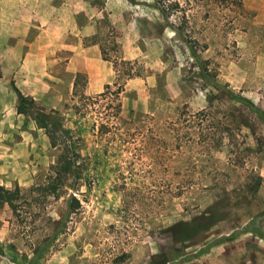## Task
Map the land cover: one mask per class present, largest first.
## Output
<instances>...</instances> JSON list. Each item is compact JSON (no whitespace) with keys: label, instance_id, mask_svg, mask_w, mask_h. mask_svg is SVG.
I'll list each match as a JSON object with an SVG mask.
<instances>
[{"label":"rangeland","instance_id":"1","mask_svg":"<svg viewBox=\"0 0 264 264\" xmlns=\"http://www.w3.org/2000/svg\"><path fill=\"white\" fill-rule=\"evenodd\" d=\"M55 5L86 58L48 60L54 87L32 97L59 111L83 164L47 194L62 146L0 86V184L22 195L0 201V264H264V0ZM209 103L229 127L210 149L190 114ZM210 210L204 227L181 223Z\"/></svg>","mask_w":264,"mask_h":264},{"label":"crops","instance_id":"2","mask_svg":"<svg viewBox=\"0 0 264 264\" xmlns=\"http://www.w3.org/2000/svg\"><path fill=\"white\" fill-rule=\"evenodd\" d=\"M62 19L71 21L72 13L61 12L55 0H0V86L8 87V83L24 94L43 99L42 90L54 87L46 79L48 60H71L74 54L86 58L77 41L63 39ZM72 28L77 27L74 24ZM85 66L94 76L97 66ZM81 69L77 68L73 77Z\"/></svg>","mask_w":264,"mask_h":264},{"label":"trees","instance_id":"3","mask_svg":"<svg viewBox=\"0 0 264 264\" xmlns=\"http://www.w3.org/2000/svg\"><path fill=\"white\" fill-rule=\"evenodd\" d=\"M79 76L83 77L82 74L77 72L74 77L72 87V94L74 95L77 93V79ZM109 86V84H106L105 90L98 93L97 95L102 97L105 96ZM13 88L17 97L16 112L23 113L24 115L29 116L34 120L38 127L43 128L52 146H62V152L50 165L51 172L48 174V181L42 187L43 190L47 192V194L58 197L63 193L62 185L65 180L68 177L76 178L79 175V171L83 164L82 156L80 155L78 150L79 143H77V138L74 137V135L68 128L63 126L62 119L57 109H44L31 95L22 93L15 86H13ZM107 106L111 105L108 104ZM113 106L116 107L117 113L120 107V103L117 101ZM76 109H78V107H76ZM190 114L200 116V119L208 121L204 132V137L206 139L208 149L215 147L218 144L223 132H225L229 128L227 124L223 125L220 124L218 120H214V113L212 111L210 103L206 108L200 109L196 111V113ZM21 196L22 195L20 193L19 187L14 186L12 188H8L0 184V201L8 203V205L13 208V210L17 209V200L21 198ZM71 199L75 200V197L71 196ZM209 214V216L204 213L198 214L194 216L191 221L181 223L185 226L196 224L197 228H200L201 226L204 227V225H207L206 222L209 223L210 216L214 215L211 210L209 211Z\"/></svg>","mask_w":264,"mask_h":264}]
</instances>
